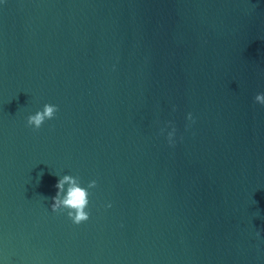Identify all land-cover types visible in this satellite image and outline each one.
Here are the masks:
<instances>
[{"label":"water","instance_id":"1","mask_svg":"<svg viewBox=\"0 0 264 264\" xmlns=\"http://www.w3.org/2000/svg\"><path fill=\"white\" fill-rule=\"evenodd\" d=\"M260 93L264 0H0V264H264Z\"/></svg>","mask_w":264,"mask_h":264},{"label":"clouds","instance_id":"2","mask_svg":"<svg viewBox=\"0 0 264 264\" xmlns=\"http://www.w3.org/2000/svg\"><path fill=\"white\" fill-rule=\"evenodd\" d=\"M254 102L264 106V93L255 95ZM57 111L58 108L56 105L46 103L43 105L42 111H37L35 114L27 117V126L32 127L34 130H38L45 120L53 119ZM186 118L187 120L194 122L191 113H189ZM169 124H171V122H169ZM161 131H163V129ZM175 131V127L172 126L171 131L167 133V140L170 145L174 143L173 136ZM79 183L78 177L64 175L59 178L55 185L57 192L56 195L51 198L53 202L50 205L53 212L67 210L68 218L76 225H79L89 219V212L86 211L89 203V192L87 189H91L96 186L95 180L88 183L87 189L79 186ZM65 184L68 185L66 191L64 190ZM107 206L111 207L110 204Z\"/></svg>","mask_w":264,"mask_h":264}]
</instances>
